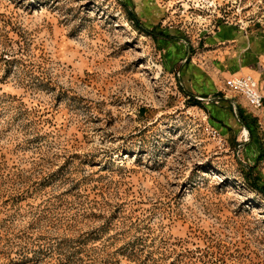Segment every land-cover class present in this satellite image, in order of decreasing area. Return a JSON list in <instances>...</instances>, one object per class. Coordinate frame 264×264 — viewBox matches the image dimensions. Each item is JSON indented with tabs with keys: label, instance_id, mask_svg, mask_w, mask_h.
<instances>
[{
	"label": "rangeland",
	"instance_id": "rangeland-1",
	"mask_svg": "<svg viewBox=\"0 0 264 264\" xmlns=\"http://www.w3.org/2000/svg\"><path fill=\"white\" fill-rule=\"evenodd\" d=\"M223 26L264 31V0H0V264H264Z\"/></svg>",
	"mask_w": 264,
	"mask_h": 264
},
{
	"label": "crops",
	"instance_id": "crops-1",
	"mask_svg": "<svg viewBox=\"0 0 264 264\" xmlns=\"http://www.w3.org/2000/svg\"><path fill=\"white\" fill-rule=\"evenodd\" d=\"M209 42V48L205 49L203 54L209 58L207 64L213 70V88H211L213 92H216V90L220 91L222 83L224 88H226V80L233 76L251 74L258 80L260 91L264 96V31H255L253 28L249 29L244 26H223L222 29L214 33ZM228 99L232 101L231 98ZM231 103L234 106V113L230 114L223 111L226 115H222L225 117L222 121L231 124V128L232 124L237 125L238 128L243 127L240 131L245 136L244 129L246 132L249 130L242 124L239 117L240 107L252 114L257 121L256 127H261L264 131V107L259 111H255L249 107L247 99L238 102L232 101ZM254 137L253 141L256 140ZM262 142L259 137L258 143H254L259 145L255 155L258 158L260 152H262L263 160L261 161H264V144Z\"/></svg>",
	"mask_w": 264,
	"mask_h": 264
},
{
	"label": "built area",
	"instance_id": "built-area-1",
	"mask_svg": "<svg viewBox=\"0 0 264 264\" xmlns=\"http://www.w3.org/2000/svg\"><path fill=\"white\" fill-rule=\"evenodd\" d=\"M226 87L234 92L242 93L250 108L259 111L264 107V96L260 91L258 80L251 74L233 76L226 81ZM218 135L219 132L215 130Z\"/></svg>",
	"mask_w": 264,
	"mask_h": 264
},
{
	"label": "trees",
	"instance_id": "trees-1",
	"mask_svg": "<svg viewBox=\"0 0 264 264\" xmlns=\"http://www.w3.org/2000/svg\"><path fill=\"white\" fill-rule=\"evenodd\" d=\"M239 117L242 121V124L248 128L249 131H251V125L257 126V121L255 120V117L252 116V114L246 112L244 109L239 107ZM262 157V152L259 155V158ZM251 180L256 185V179L253 176V172H251ZM257 188H259L264 193V186L256 185Z\"/></svg>",
	"mask_w": 264,
	"mask_h": 264
},
{
	"label": "bare ground",
	"instance_id": "bare-ground-1",
	"mask_svg": "<svg viewBox=\"0 0 264 264\" xmlns=\"http://www.w3.org/2000/svg\"><path fill=\"white\" fill-rule=\"evenodd\" d=\"M245 134V133H244Z\"/></svg>",
	"mask_w": 264,
	"mask_h": 264
}]
</instances>
